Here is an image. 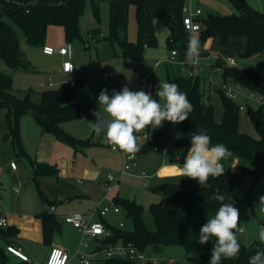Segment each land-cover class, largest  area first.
<instances>
[{
    "label": "trees",
    "instance_id": "1",
    "mask_svg": "<svg viewBox=\"0 0 264 264\" xmlns=\"http://www.w3.org/2000/svg\"><path fill=\"white\" fill-rule=\"evenodd\" d=\"M88 0H0V60L11 71L27 70V60L21 52L20 39L11 25L18 26L24 33L26 42L37 48L46 43L48 29L51 26L62 27L68 39L80 38L79 19L83 15ZM94 16L98 19L99 1L89 0ZM238 11L237 14L221 16L210 13L200 17V31L197 33L200 50L209 40H218L226 45L232 39L245 41L244 58H254L264 52V13L255 10L246 0H227ZM110 6V40L122 49L124 58L142 57L145 48L156 47L157 37L154 20L160 18L169 29L167 39L169 47L179 45L186 53L189 37L183 26L187 0H107ZM136 11L138 24V40L131 43L126 38L129 9ZM91 34H95L92 30ZM223 63V64H221ZM224 83H232L246 89L251 94L264 99V61L258 62L251 69H240L228 66L221 60ZM170 83L179 85L180 91L187 94L193 105L188 119L179 124L164 121V127L153 144L146 143L142 152L156 148L172 129L181 132V138L171 154V161L183 163L187 150L191 147L190 138L193 133L203 130L211 137L212 145L224 144L232 155L222 160L224 175L218 178L209 177L206 184L200 185L190 178H181L179 182H163L155 184L151 190L161 196L158 203L150 206L154 217L156 231L150 232L142 221L143 206L135 201L114 198V203L126 213L133 223L132 231L115 228L104 219L110 235L102 241L106 246L119 243L132 244L142 252L151 244L174 247L181 246L186 252V259L191 264H209L215 240L201 245L198 243L201 226L207 218H212L221 206V202L212 199L219 189L225 196L223 203L234 202L236 187L243 181L251 186L264 181V105L258 110H249V119L259 138L244 134L239 129L240 107L221 93L223 120L217 122L214 107L209 103L202 80L187 76L173 78ZM82 90L77 80L73 86L64 85L58 89L45 90L41 94L39 104L32 103L29 98H19L14 93L12 76L0 70V110L4 113L6 124L5 141L10 142L19 157H27L20 136V120L31 114L44 133L53 135L57 140L71 146L75 152H83L96 145L93 138L81 140L64 131L63 125L82 116V107L76 97ZM156 91L151 94L154 99ZM150 127L139 133H147ZM136 133V135H139ZM235 164V168L232 165ZM56 167L44 163L34 166V178L58 176ZM43 220L44 239L49 242L60 225L52 214L40 215ZM241 222L239 218L238 242L241 245L239 258L222 259L220 264H248L249 257L263 248L259 243L246 246L240 239ZM16 232L8 228H0V239L8 240ZM8 246V245H7ZM4 248L0 245V260L5 262ZM95 264H138L121 259H97ZM146 264H153L147 262Z\"/></svg>",
    "mask_w": 264,
    "mask_h": 264
},
{
    "label": "rangeland",
    "instance_id": "2",
    "mask_svg": "<svg viewBox=\"0 0 264 264\" xmlns=\"http://www.w3.org/2000/svg\"><path fill=\"white\" fill-rule=\"evenodd\" d=\"M246 1L255 10L264 13V0ZM98 6L99 17L97 19L94 16L91 2L87 1L85 11L79 19L80 38L68 39L62 27L51 26L48 29L46 43L50 44V47L56 50L67 47L70 50V61L75 68L74 76L61 74L59 68L62 61L59 56H45L42 48L29 45L23 31L12 22L11 25L20 39L21 52L28 62L27 70L11 71L2 60H0V70L12 76L15 95L22 99L29 98L34 104L40 103L41 94L45 90L58 89L67 82L73 86L77 80L81 83L82 90L76 97V101L82 107V116L65 123L63 128L65 132L77 139L93 138L97 144L83 152H75L71 146L56 141L53 149L48 150L51 153L46 156L47 161L42 163L56 167L59 170V179L71 183L70 186L75 192L86 195L87 201L83 202L85 207H108L117 196L142 205V221L148 231L155 232L156 224L150 212V206L158 203L161 196L153 192L151 187L168 181L179 182L181 177L159 176L151 186L144 187V181L140 175L143 172L148 175L156 172L159 175L165 167L180 165L178 162L171 161V154L181 138V132L177 128L172 129L162 140L156 143V148H151L146 152H142L143 146L146 143H154L164 127V122L157 129L150 127L147 133H139L141 136L146 135L147 138L139 139L140 148L136 153V161L131 163V169L123 174L125 167L124 152L121 150L113 152L112 146L106 142L103 134L96 135L91 130L89 122L96 120L92 113L99 109L97 97L102 89H107L108 94L111 95L114 90L119 91L127 86L132 91L143 90L151 94L153 91H157L160 80L169 82L168 76L183 77L185 72L182 70V65L186 59L185 51L179 45L168 46L169 29L162 19L156 18L157 24H154V27L157 46L145 48L142 57L124 58L121 47L109 38V3L107 0H100ZM196 9L203 11L201 18L210 13L221 16L238 13L227 0H187L186 14H191ZM92 30H95L94 35L91 34ZM126 38L131 43L138 40V24L133 6L129 9ZM219 44H215L205 57L199 55L200 61L205 65V71L200 75L202 86L206 89L207 94L210 92L209 101L214 107L217 122L223 120L221 93L225 94V91L222 89L221 73L212 74L211 67L218 64L220 57L231 67L251 69L256 66V57L244 58L241 56L245 47L241 51H233V49L227 48L225 52H221L219 49L224 45L217 46ZM172 51L177 52V60H172ZM262 55L264 56V53ZM233 101L239 107H244L239 110L240 131L258 139L259 135L249 119V110H258L262 104L251 98L250 92L244 88L235 96ZM23 119L25 118L20 120L21 143L29 156L16 159L19 165L17 177L12 173V175L9 174L0 178V187L6 193V199L3 198L11 205L13 200L17 201L19 195L24 193H28L27 195L31 196V199H38L41 194H44L40 177L34 178L33 164L38 161L35 151L37 149H34L35 137L29 127L24 128L23 122L28 121L27 123H29L31 120L34 123L35 119L31 114L27 115V119ZM235 164L236 162L231 169L235 168ZM109 175L113 176L115 180L107 183ZM47 180L50 181V185L45 186L46 190L47 188H49L48 190L54 189V179L48 178ZM109 186L112 188L110 191ZM16 188L20 194H16ZM260 196H264V181L256 182L252 186L250 182L243 181L235 190L234 206L239 209L242 229L238 236L246 246L259 243V230L264 228V206L259 204ZM23 205V207L27 206L26 204ZM105 219L115 228H119V224L123 223V230H133V223L123 210L120 214L111 212ZM58 239L63 244L77 247L71 253L72 256L79 249L80 241L77 232H62L58 234ZM143 254L153 264H170V262L173 264H191L187 261L186 252L181 246L168 247L151 244L144 249ZM100 257L106 259L105 253H102ZM137 263L144 264L143 262ZM70 264H81L80 259H72Z\"/></svg>",
    "mask_w": 264,
    "mask_h": 264
},
{
    "label": "clouds",
    "instance_id": "3",
    "mask_svg": "<svg viewBox=\"0 0 264 264\" xmlns=\"http://www.w3.org/2000/svg\"><path fill=\"white\" fill-rule=\"evenodd\" d=\"M157 24V20H154ZM200 54V42L196 36H190L186 49V59L195 63ZM74 66L66 65L69 71ZM154 99L153 95L143 90L132 91L127 86L119 91L108 94L102 89L97 97L99 109L93 111L96 117L89 122L91 130L96 135L103 134L113 151L119 150L130 154L131 158L139 151V137L136 133L148 127L157 129L162 122L172 124L184 122L193 110L187 94L180 91L179 85L167 81H159ZM191 147L183 163L176 165L181 178L196 180L200 185L208 182L209 177L218 178L225 173L222 160L228 159L232 153L224 144L212 145L211 137L203 130L193 133L190 138ZM212 199L220 201L221 206L212 218H207L199 231L198 243L203 245L214 239L209 264H220L222 259L235 260L239 258L241 245L238 242L239 209L234 202L223 203L225 196L219 189ZM259 204L264 206V196H260ZM258 239L264 245V228L259 230ZM248 264H264V248L259 249L249 257Z\"/></svg>",
    "mask_w": 264,
    "mask_h": 264
},
{
    "label": "crops",
    "instance_id": "4",
    "mask_svg": "<svg viewBox=\"0 0 264 264\" xmlns=\"http://www.w3.org/2000/svg\"><path fill=\"white\" fill-rule=\"evenodd\" d=\"M158 26H159V23H158ZM217 43H220V42L218 40H212V39L209 40L205 44L203 49L200 50V52L202 51V53H200L199 55L201 57H205L206 53L209 50H212L215 44ZM220 44L217 46H220ZM245 45L246 43L242 39H232L230 40L228 44H226V47L224 45V47H222L219 50L221 52H225L227 48H230V49H233V51H241L244 49ZM45 46H50V44L45 43ZM55 55L59 56V58L61 59L63 63L65 58L61 57L58 54H55ZM45 56H48V55H45ZM219 60L222 61V58L220 57ZM261 61H264V56L262 54L256 57L255 62L257 64L258 62H261ZM59 71L61 74H64L62 71V64L59 68ZM220 73L222 75V72ZM184 76L186 75L184 74ZM199 78L202 80L201 76H199ZM222 83H224L223 76H222ZM207 96L210 99V92H208ZM24 118L27 119V115L24 116ZM23 122H24V128L29 127L35 137L34 149H37L35 151H36L38 161L35 164H33V168H34V166L37 163H42V162L47 161L48 158L46 156L49 153H51V152H48V150L49 149L52 150L53 146L55 145V142L59 140H57L51 134L44 133L36 121L34 123L31 120L29 123H27L28 121L26 122L23 121ZM6 133L7 131H6L4 113L3 111L0 110V178H3L9 174L12 175V173H14V176L17 177V172L19 171V165L16 161V159H18L19 156L16 154V151L14 147L11 145V143L5 141ZM23 148L27 152L26 148L25 147ZM11 162H16L17 164L16 170L11 169V167L9 166ZM159 176L173 178V177H178L179 175L177 173V169L175 166L165 167L162 171H160L159 175H157L156 172L152 174V178L150 180V186L155 181V179H157ZM48 178L54 179V183H53V185L55 186L54 189L48 190L49 188H47L46 190L45 186L50 185V181L47 180ZM40 180L39 181L42 182V185H43L42 188L44 192V194L40 195L41 199L39 197L38 199H31V196L27 195L28 193L27 194L24 193L22 195H19V197L17 198L18 199L17 201L13 200L12 205L9 204L6 200H4V198L6 199V193H4L2 191V188L0 187V214L5 216L9 221V226L5 228L4 230H7L8 228H10L16 232V235L9 237L8 240H4L2 238L0 239V245L4 248V251H5L4 252L5 262L2 263V261L0 260V264H41L46 260L50 250L54 246H57L63 249L69 254L70 260L68 264L71 263L72 259L78 258L76 256V253H74L73 256L71 255V253L75 251L77 247L61 243L58 239V234H61L62 232H65V231L66 232H71V231L77 232L79 241L81 243V240L83 238L82 234L77 229H75L72 225L67 224L65 222V218L69 215H73L76 213H81L86 216L90 210L96 209L97 207L96 208H91L88 206L85 207L83 205L84 204L83 202L87 201L86 195L80 192H75L74 189H72V187L70 186L71 183L67 181H63L62 179H59L58 176L40 177ZM107 183H109L108 179H107ZM16 189H17L15 190L16 194H20V191L18 190V188ZM18 204L20 205L18 206ZM23 204H26L27 206L23 207L24 206ZM52 207L54 208L53 212L51 211ZM45 212L52 214L55 221L60 225V227L54 231L53 236L49 242L45 241L44 239L43 220L40 217V215ZM114 214H117V213H114ZM103 219L107 222L105 217ZM100 220L102 221V219ZM56 233L58 234L56 235ZM7 245H13L17 248H20L29 257L30 261L24 262L20 260L19 258L15 257L14 255L7 253L6 252ZM101 254L102 253H100L96 257L98 260L102 259L100 257Z\"/></svg>",
    "mask_w": 264,
    "mask_h": 264
},
{
    "label": "built area",
    "instance_id": "5",
    "mask_svg": "<svg viewBox=\"0 0 264 264\" xmlns=\"http://www.w3.org/2000/svg\"><path fill=\"white\" fill-rule=\"evenodd\" d=\"M203 11L201 9H196L191 14H185L183 17V26L187 33L191 36H196L197 33L200 31V23L199 18L202 16ZM198 38V37H197ZM42 51L45 55L53 56L55 54L64 57L65 60L62 63V71L65 75L74 76L75 75V68L68 72L66 65H72L70 61V50L67 47H62L58 50L54 49L50 46H44ZM172 60H177L178 54L176 51H172L171 53ZM182 69L185 72V75L188 78L196 79L200 76V74L205 70V65L200 62L199 58L195 63L185 59L182 65ZM213 73L222 72V69L219 66H213L211 68ZM70 82H67L65 85H68ZM52 85V83H51ZM222 89L225 91V94L228 98L234 99L235 96L242 90V87L238 85H234L232 83H223ZM250 97L259 101L262 105H264V99L254 94L250 93ZM244 107L240 106V110ZM139 139L147 138L146 135L141 136L137 135ZM117 150L112 151L116 152ZM125 154V167L123 170V174H126L131 169V163L136 161L137 155L135 154L134 158L130 157V154ZM10 167L13 170L17 169L16 162H11ZM140 177L144 181V186H150V180L152 175H148L147 173L143 172ZM108 182H113L115 178L111 175L108 176ZM112 188L109 186V191ZM51 211H54V208H51ZM110 212L114 213H121L122 209L117 206L114 202L111 203L108 207L104 208H96L90 210L87 215H83L81 213H76L73 215H69L65 218V222L67 224L72 225L75 229H77L82 234V240L80 243V247L76 252V256L80 259L81 264H95L97 263V256L100 253H105L106 259H121V260H128L133 262H143L146 264L149 262L143 252L139 250L136 246L132 244H124L119 243L117 245H109L106 246L102 243L109 235L110 232L105 226V224L100 220L106 217ZM9 226L8 219L0 214V228L5 229ZM124 224L120 223L119 228H123ZM242 231V229H241ZM6 252L9 254L14 255L15 257L19 258L24 262H29V257L20 249L13 245L6 246ZM70 260L69 254L64 251L63 249L54 246L50 250L46 260L41 264H68ZM170 264H173L170 262Z\"/></svg>",
    "mask_w": 264,
    "mask_h": 264
},
{
    "label": "water",
    "instance_id": "6",
    "mask_svg": "<svg viewBox=\"0 0 264 264\" xmlns=\"http://www.w3.org/2000/svg\"><path fill=\"white\" fill-rule=\"evenodd\" d=\"M221 64H223V63H221Z\"/></svg>",
    "mask_w": 264,
    "mask_h": 264
}]
</instances>
